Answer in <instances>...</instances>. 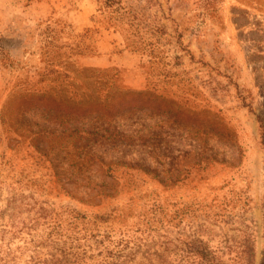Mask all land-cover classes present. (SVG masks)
<instances>
[{"label": "rangeland", "instance_id": "obj_1", "mask_svg": "<svg viewBox=\"0 0 264 264\" xmlns=\"http://www.w3.org/2000/svg\"><path fill=\"white\" fill-rule=\"evenodd\" d=\"M0 264H264V0H0Z\"/></svg>", "mask_w": 264, "mask_h": 264}]
</instances>
